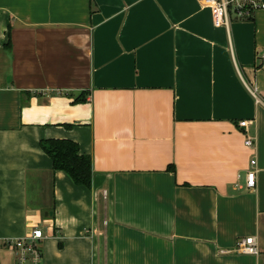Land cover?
<instances>
[{
    "label": "crops",
    "instance_id": "crops-1",
    "mask_svg": "<svg viewBox=\"0 0 264 264\" xmlns=\"http://www.w3.org/2000/svg\"><path fill=\"white\" fill-rule=\"evenodd\" d=\"M230 19L205 0H0V264L36 228L41 264H264V7ZM47 139L92 158L91 189ZM249 237L258 255L232 252Z\"/></svg>",
    "mask_w": 264,
    "mask_h": 264
},
{
    "label": "built area",
    "instance_id": "built-area-1",
    "mask_svg": "<svg viewBox=\"0 0 264 264\" xmlns=\"http://www.w3.org/2000/svg\"><path fill=\"white\" fill-rule=\"evenodd\" d=\"M205 4L211 10L215 26L226 29H229L231 25V10L238 19L246 20L251 17V14L255 9L264 7L256 3L254 0H205ZM262 62L264 64V55L262 56ZM248 125L249 122L246 120L239 123V126L244 128H247ZM245 145L250 148L254 147L255 139L248 135ZM256 166L257 161L253 159L252 169L246 173L247 189H255L256 187ZM103 197L106 198L105 192L103 193ZM43 239V230L36 228L27 237L4 241L2 242V246L15 252L16 264H41L42 252L39 243ZM232 252L248 255L259 254L256 240L252 237L240 239Z\"/></svg>",
    "mask_w": 264,
    "mask_h": 264
},
{
    "label": "trees",
    "instance_id": "trees-1",
    "mask_svg": "<svg viewBox=\"0 0 264 264\" xmlns=\"http://www.w3.org/2000/svg\"><path fill=\"white\" fill-rule=\"evenodd\" d=\"M78 98L75 103L83 102ZM41 149L52 161L54 171L65 172L78 186L92 187V158L81 154L79 145L66 139H47L40 141Z\"/></svg>",
    "mask_w": 264,
    "mask_h": 264
}]
</instances>
